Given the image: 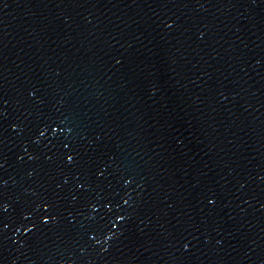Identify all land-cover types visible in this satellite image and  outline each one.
<instances>
[{
  "label": "water",
  "instance_id": "obj_1",
  "mask_svg": "<svg viewBox=\"0 0 264 264\" xmlns=\"http://www.w3.org/2000/svg\"><path fill=\"white\" fill-rule=\"evenodd\" d=\"M0 264H264V0H0Z\"/></svg>",
  "mask_w": 264,
  "mask_h": 264
}]
</instances>
